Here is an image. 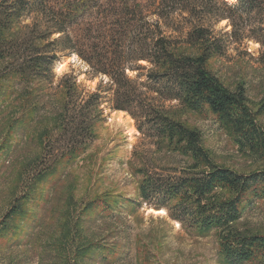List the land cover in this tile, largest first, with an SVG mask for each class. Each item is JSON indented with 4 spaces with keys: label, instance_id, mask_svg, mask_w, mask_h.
<instances>
[{
    "label": "trees",
    "instance_id": "1",
    "mask_svg": "<svg viewBox=\"0 0 264 264\" xmlns=\"http://www.w3.org/2000/svg\"><path fill=\"white\" fill-rule=\"evenodd\" d=\"M223 20L231 29L215 32ZM222 39L253 41L264 55V0H0L1 78L50 85L58 54L67 52L86 62L91 79H108L89 92L72 74L59 78L63 101L42 131L51 159L19 199L31 198L40 182L77 162L105 121L106 108L123 111L140 139L154 146L153 152L136 151L137 198L99 196L82 212L112 214L125 202L163 209L187 233L214 232L222 264L264 263V233L237 228L252 203L264 200V167L243 173L218 165L200 131L177 118L182 110L210 113L239 151L264 160V129L245 88L230 89L207 68L212 56L223 54ZM161 152L183 164L154 165ZM21 213L13 204L6 218ZM99 240L82 237L70 264L86 256L107 262L115 247Z\"/></svg>",
    "mask_w": 264,
    "mask_h": 264
},
{
    "label": "rangeland",
    "instance_id": "2",
    "mask_svg": "<svg viewBox=\"0 0 264 264\" xmlns=\"http://www.w3.org/2000/svg\"><path fill=\"white\" fill-rule=\"evenodd\" d=\"M214 29L223 32L231 26L223 20ZM221 44L223 54L212 56L207 68L230 89L245 88L249 106L258 111L257 123L264 129V55L259 44L229 39H222ZM58 55L51 86L1 78L6 64L0 61V264H70L82 237L85 241L101 239L115 250L107 262L86 256L81 264H222L214 232L206 236L187 233L165 213L126 202L112 214L90 208L82 212L85 203L99 196L118 202L137 198L140 177L135 168L141 159L136 151L153 152L154 146L140 139L134 120L123 111L106 108L105 121L95 127V138L77 162L40 182L31 198L19 199L30 191L33 175L51 159L44 150L47 139L42 131L51 125V113L63 101L59 78L72 74L89 92L100 80L105 87L108 80L105 76L91 79L88 65L77 55ZM59 64L63 66L58 68ZM177 118L200 131L204 147L218 165L243 173L264 167L263 159L238 150L214 115L182 110ZM51 147L55 151L59 146ZM159 155L162 158L153 161L156 166L183 164L169 153ZM13 204L22 213L7 219ZM237 228L264 233V200L252 203Z\"/></svg>",
    "mask_w": 264,
    "mask_h": 264
},
{
    "label": "bare ground",
    "instance_id": "3",
    "mask_svg": "<svg viewBox=\"0 0 264 264\" xmlns=\"http://www.w3.org/2000/svg\"><path fill=\"white\" fill-rule=\"evenodd\" d=\"M225 1H227V2H229V3H235L237 0H225ZM76 55H74V57H75ZM63 65H61V64H59L58 65V68H61ZM149 211H153L154 213H156V214H163L164 215V213H165V211L163 210V209H159V210H153V209H150ZM177 224V223H176Z\"/></svg>",
    "mask_w": 264,
    "mask_h": 264
}]
</instances>
